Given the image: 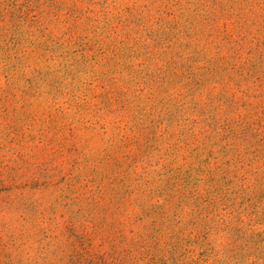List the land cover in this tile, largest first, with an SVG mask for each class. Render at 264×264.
<instances>
[{"label": "rangeland", "instance_id": "obj_1", "mask_svg": "<svg viewBox=\"0 0 264 264\" xmlns=\"http://www.w3.org/2000/svg\"><path fill=\"white\" fill-rule=\"evenodd\" d=\"M0 264H264V0H0Z\"/></svg>", "mask_w": 264, "mask_h": 264}]
</instances>
